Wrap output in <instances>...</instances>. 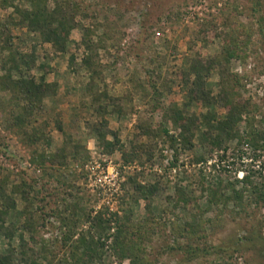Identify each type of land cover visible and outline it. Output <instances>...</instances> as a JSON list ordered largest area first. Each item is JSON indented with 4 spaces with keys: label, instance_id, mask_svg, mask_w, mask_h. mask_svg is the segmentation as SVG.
Here are the masks:
<instances>
[{
    "label": "rangeland",
    "instance_id": "374dc122",
    "mask_svg": "<svg viewBox=\"0 0 264 264\" xmlns=\"http://www.w3.org/2000/svg\"><path fill=\"white\" fill-rule=\"evenodd\" d=\"M54 1L49 0L50 8L55 7ZM69 2L66 12L73 30L65 52L20 23L12 5L28 9L27 0H11L13 4L5 9L0 6V78L10 71L14 57L21 61L25 56L30 67L21 65L19 72L12 71L14 79L34 76L40 81L44 75L48 83L57 84L44 98L43 111L35 113L24 131L14 124L18 112L12 95L0 86V185L5 193L0 209L15 202L4 217L5 229L14 231V239L10 247L0 235V255L11 249L18 255L20 235H24L29 255L31 250L40 254L39 263L65 264L72 245L88 235L86 217L103 212L107 218L119 216L120 223L130 216L137 227L142 221L134 239L144 238L143 253L149 264H264V199L250 188L241 204L230 201L226 208L214 206L203 216L207 221L222 215L198 232L199 241L193 245L221 246L223 251L190 256L185 251L188 238L175 232L172 224L198 223L199 209L207 210L208 193L202 187L223 182L242 190L241 182L248 176L264 188V140L258 150L243 143L250 132L247 118L253 119L255 133L264 135V0ZM231 42L238 43L237 57L227 65L213 66L204 83L212 95L225 88L248 105L249 115L237 129L243 142L235 139L222 149L210 150L196 138L193 151L180 146L175 151L164 144L165 136H157L160 128L178 134L173 123L164 120L165 112L176 106L199 116L209 111L219 117L226 113L221 103L185 105L197 68L223 59V49ZM86 58L100 77L92 78L83 67ZM143 126L155 135H145ZM33 129L43 138L30 145L25 131L31 135ZM99 133L110 142L119 138L113 154L104 150ZM43 153L58 155L60 162L39 165L36 155ZM198 157L204 159L197 161ZM131 179L142 185L158 184L151 211ZM177 187H183L192 202L181 201L175 208ZM28 221L36 224L35 232L22 229ZM116 227L113 223L106 234H114ZM111 240L103 260L95 264H130L111 251Z\"/></svg>",
    "mask_w": 264,
    "mask_h": 264
},
{
    "label": "trees",
    "instance_id": "16d2710c",
    "mask_svg": "<svg viewBox=\"0 0 264 264\" xmlns=\"http://www.w3.org/2000/svg\"><path fill=\"white\" fill-rule=\"evenodd\" d=\"M30 4V8L21 9L16 5H12L14 12L20 17V23L26 24L30 31L40 34L44 42L51 44L56 48L57 51L65 52L66 45L70 33L73 30V25L70 15L66 12V7L68 8L69 0H55V7L50 8L49 0H27ZM11 0H0L1 8H9L11 6ZM7 23H4L6 27ZM3 25V24H2ZM238 47L237 42H231L226 45L223 49V59L215 60L209 62V67H201L202 64L195 71L196 79L195 82L191 83L188 90L189 102L186 107H189L192 102L201 103L208 107L216 106L217 104H222L225 108L226 113L219 117L215 111H209L204 115H194L186 114L182 109L174 106L169 111L163 114L164 120H170L173 123L174 130L178 133L176 135H170L169 131L164 128H160L157 136L164 137V144L169 145L170 148L178 151V146L183 150L193 151L196 148L194 140L199 139L200 146L206 149H222L228 142L235 139H239L237 133L238 125L243 121V117L249 115V107L245 102L237 99L233 93L223 89L219 95H212L211 91L207 90L204 83V78L208 77L213 66H221L222 63L225 65L234 58L237 57L236 49ZM21 61H18L15 57L12 60L13 66L10 71H6L7 74L0 78V86L4 90H8L12 95V100L14 101V107L18 114L14 115V124L22 129H26L28 125L31 124L35 113H40L43 111V100L48 97L57 88V84L48 83L45 76L37 81L34 76L30 78H20L14 79L12 71H20V66L26 65L27 69L30 67V63L26 61V57L22 56ZM28 59H32L28 57ZM74 60V59H73ZM22 62V63H19ZM73 63V62H72ZM83 64L92 78L100 77V72L92 71V61L91 59H84ZM214 64V65H213ZM6 66V65H5ZM202 68V69H200ZM196 70V69H195ZM202 70V71H200ZM206 75H205V74ZM154 91H157L156 85H152ZM106 107H102L101 110H105ZM116 112H118L115 109ZM103 112V111H102ZM101 112V113H102ZM105 112V111H104ZM253 119L247 118V125L250 128L247 138L243 142L239 139V142H243L255 150L260 148V141L264 140L263 134H257L254 131ZM60 126V125H59ZM143 132L145 135L152 136L155 132L152 128L143 126ZM60 130L62 127L60 126ZM26 133V142L30 145H34L43 138V134H39L38 129H33L31 135ZM116 135V134H115ZM99 141L103 146L104 150L110 154H113L117 145H119V138L115 136V141L110 142L106 139L103 133H99ZM144 148V147H142ZM263 148V147H262ZM177 156V155H176ZM129 156H126L128 158ZM152 158V155L150 154ZM203 157H198L197 161L203 160ZM36 162L41 166L46 164H51L54 162H60L59 156L46 157V155L39 154L36 155ZM128 161V160H127ZM133 182V179H131ZM243 189L237 190L233 186L230 189L229 185H224L223 182L220 184L213 185L209 188L202 187V191L208 193V198L206 201V211L198 212V223L193 224L191 222H186L182 227L177 222L172 223L174 231L178 232L180 236L188 238V245L186 246V252H189L190 256L199 257L202 252L204 254H211L217 251H223L221 246H209L202 249L200 246H195V242L199 241L198 232H202L206 224L217 223L222 215L217 213L215 220H203L205 212L212 210V207L223 206L226 208L230 201H234L236 204H241L242 198L245 193H247L248 188L252 189L254 194H259L261 199H264V188L254 184L248 176H246L242 182ZM134 187L138 194L147 201L146 207L148 211H151V198L158 192V184H137L134 183ZM176 204L175 208H178L179 203L192 202V198L189 193L183 187H177ZM226 191H230V195H225ZM24 194L26 191L21 190ZM28 194V193H27ZM0 197L3 199L5 197L4 189L0 185ZM187 198H189L187 200ZM174 201V200H173ZM79 207V206H78ZM15 208V202L11 201L9 204H4L0 209V235L5 236L11 247V242L13 241L14 231L9 228L5 229L4 217L9 213L10 209ZM123 222L120 223L121 218L114 215L110 218L104 216L103 212H99L94 216L88 215L86 217V222L90 224L88 235H82L76 243H74L72 253L70 258L64 259L65 264H95L97 261L103 260L105 256V248L111 240L110 249L118 257V259L123 262L124 260H129L130 264H149L143 253V243L144 238H140L138 242L135 241V230L141 229L143 226L142 221L138 222V227L132 224L130 216H124ZM148 223L150 221H147ZM113 223L117 226L114 234H106L112 229ZM36 224L33 225L30 221L25 223L22 227L24 232H35ZM144 228V227H143ZM6 231L3 233L2 231ZM3 233V234H2ZM100 237H97V235ZM68 241L71 237H66ZM36 238L33 236L32 241ZM20 247L21 252L15 255V249H11L7 254L0 255V264H42L39 263L40 254L34 250H31V255L28 251V241L25 240L24 235H20ZM220 249V250H218ZM218 253V252H217ZM45 260H47L44 255ZM61 262V263H60ZM54 263L50 261V264H62V261ZM216 264H227L226 262H216Z\"/></svg>",
    "mask_w": 264,
    "mask_h": 264
}]
</instances>
